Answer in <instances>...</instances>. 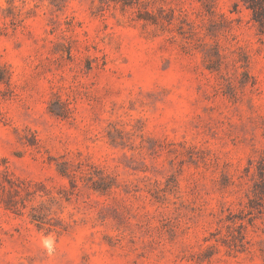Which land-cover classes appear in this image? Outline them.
Listing matches in <instances>:
<instances>
[{
  "label": "rangeland",
  "instance_id": "obj_1",
  "mask_svg": "<svg viewBox=\"0 0 264 264\" xmlns=\"http://www.w3.org/2000/svg\"><path fill=\"white\" fill-rule=\"evenodd\" d=\"M248 4L0 0V264H264Z\"/></svg>",
  "mask_w": 264,
  "mask_h": 264
},
{
  "label": "trees",
  "instance_id": "obj_2",
  "mask_svg": "<svg viewBox=\"0 0 264 264\" xmlns=\"http://www.w3.org/2000/svg\"><path fill=\"white\" fill-rule=\"evenodd\" d=\"M248 6L254 11V17L259 21L261 30L264 32V0H248Z\"/></svg>",
  "mask_w": 264,
  "mask_h": 264
}]
</instances>
